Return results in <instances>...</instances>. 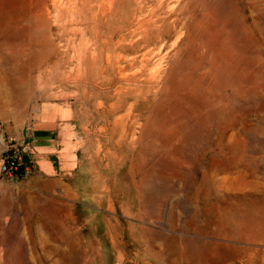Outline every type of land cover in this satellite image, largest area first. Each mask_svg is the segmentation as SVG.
Masks as SVG:
<instances>
[{
  "label": "rangeland",
  "instance_id": "obj_1",
  "mask_svg": "<svg viewBox=\"0 0 264 264\" xmlns=\"http://www.w3.org/2000/svg\"><path fill=\"white\" fill-rule=\"evenodd\" d=\"M0 71V264H264V0H0Z\"/></svg>",
  "mask_w": 264,
  "mask_h": 264
},
{
  "label": "crops",
  "instance_id": "obj_2",
  "mask_svg": "<svg viewBox=\"0 0 264 264\" xmlns=\"http://www.w3.org/2000/svg\"><path fill=\"white\" fill-rule=\"evenodd\" d=\"M53 124H38L37 127L33 128L26 139L27 146L30 150L34 151L35 155L31 158V162L39 167V164L45 158L50 150L53 143L55 142ZM41 161V162H40Z\"/></svg>",
  "mask_w": 264,
  "mask_h": 264
},
{
  "label": "bare ground",
  "instance_id": "obj_3",
  "mask_svg": "<svg viewBox=\"0 0 264 264\" xmlns=\"http://www.w3.org/2000/svg\"><path fill=\"white\" fill-rule=\"evenodd\" d=\"M23 40H20L16 43V46L14 48V50L12 49L11 50V53H10V57L13 61H18L22 58H26L25 60V65H24V69L25 71H28V73L33 69V67L35 65H33V60H32V57L34 56L36 60H39L42 62L50 55H52V48L49 47L48 48V51L43 55L42 54V49H37V50H33V51H30V52H27L26 50L28 49H31V47H40V45H42V42H31V41H26L25 38H22ZM23 60V59H22ZM47 60V59H46ZM40 63V62H39ZM39 70V69H38ZM11 71V70H10ZM2 73V71H0ZM29 75V74H28ZM7 76V75H6ZM6 76H5V79H6ZM20 77V76H19ZM22 77V76H21ZM10 78V77H9ZM8 78V79H9ZM1 79V78H0ZM14 79V77L12 78ZM16 79V78H15ZM18 79V78H17ZM27 79V78H26ZM29 79V77H28ZM19 80V79H18ZM1 81V80H0ZM23 81V79H22ZM3 82V81H2ZM9 82V81H8ZM28 83V82H27ZM3 85V84H2ZM9 85V84H8ZM17 85V84H16ZM14 86V85H13ZM13 86H12V89H13ZM16 87V86H15ZM14 87V88H15ZM10 88V86H9ZM14 90V89H13ZM5 91V90H3ZM7 92V91H5ZM11 92V91H10ZM14 92V91H13ZM17 92V91H16ZM27 96V95H26ZM25 96V97H26ZM8 97V96H7ZM20 100V99H19ZM8 105V103H7ZM9 106V105H8ZM11 106V105H10ZM9 108V107H8ZM11 110V109H10ZM12 113V111H10ZM10 115V114H9Z\"/></svg>",
  "mask_w": 264,
  "mask_h": 264
},
{
  "label": "built area",
  "instance_id": "obj_4",
  "mask_svg": "<svg viewBox=\"0 0 264 264\" xmlns=\"http://www.w3.org/2000/svg\"><path fill=\"white\" fill-rule=\"evenodd\" d=\"M18 166L19 164L15 163V162H10V161H7V162H3L1 164V171L3 172L4 175H7V176H11L12 174L13 175H17L16 172L18 170ZM20 168V167H19ZM23 174L22 175H29L31 174V170L27 167L23 168Z\"/></svg>",
  "mask_w": 264,
  "mask_h": 264
},
{
  "label": "trees",
  "instance_id": "obj_5",
  "mask_svg": "<svg viewBox=\"0 0 264 264\" xmlns=\"http://www.w3.org/2000/svg\"><path fill=\"white\" fill-rule=\"evenodd\" d=\"M10 162L13 163V161H10ZM22 172H23L22 168H18L16 174H17V175H22V174H23Z\"/></svg>",
  "mask_w": 264,
  "mask_h": 264
}]
</instances>
